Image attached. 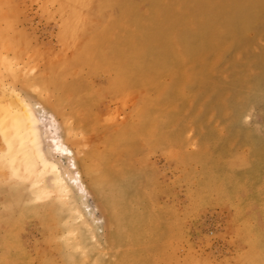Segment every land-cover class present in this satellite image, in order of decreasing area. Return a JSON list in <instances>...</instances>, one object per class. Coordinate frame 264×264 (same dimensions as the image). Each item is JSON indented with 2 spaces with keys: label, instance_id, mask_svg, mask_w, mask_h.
<instances>
[{
  "label": "rangeland",
  "instance_id": "rangeland-1",
  "mask_svg": "<svg viewBox=\"0 0 264 264\" xmlns=\"http://www.w3.org/2000/svg\"><path fill=\"white\" fill-rule=\"evenodd\" d=\"M2 90L86 192L48 150L64 184L19 174L0 118V264H264V0H0Z\"/></svg>",
  "mask_w": 264,
  "mask_h": 264
},
{
  "label": "bare ground",
  "instance_id": "bare-ground-1",
  "mask_svg": "<svg viewBox=\"0 0 264 264\" xmlns=\"http://www.w3.org/2000/svg\"><path fill=\"white\" fill-rule=\"evenodd\" d=\"M4 92L5 90L0 91V118L6 126V136L10 143L6 154L12 167L26 178L31 174L53 172V181L64 184L58 165L47 156L48 150L54 156L70 160V166L76 172L72 181L85 193L86 185L78 170L75 152L66 142L65 137L71 134L68 126L63 125L62 129L55 115L49 113L42 104H36V109L39 110H35L21 95L5 96Z\"/></svg>",
  "mask_w": 264,
  "mask_h": 264
}]
</instances>
